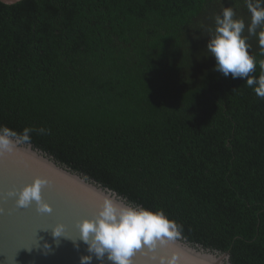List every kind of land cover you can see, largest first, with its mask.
Here are the masks:
<instances>
[{
	"label": "trees",
	"instance_id": "trees-1",
	"mask_svg": "<svg viewBox=\"0 0 264 264\" xmlns=\"http://www.w3.org/2000/svg\"><path fill=\"white\" fill-rule=\"evenodd\" d=\"M228 6L258 77L246 0H0V129H33L188 241L264 264V99L207 50Z\"/></svg>",
	"mask_w": 264,
	"mask_h": 264
},
{
	"label": "water",
	"instance_id": "water-1",
	"mask_svg": "<svg viewBox=\"0 0 264 264\" xmlns=\"http://www.w3.org/2000/svg\"><path fill=\"white\" fill-rule=\"evenodd\" d=\"M1 1L14 4L20 0ZM13 143L11 152L0 153V264H80V257L90 253L88 245L80 240L79 222L95 218L105 197L142 207L72 170L32 143L19 137H14ZM37 176L48 181L42 195L51 205V212H40L35 202L20 207L17 196L9 195L13 191L18 194ZM59 223L65 226L69 238L53 237L52 228ZM45 243L50 246L48 249ZM91 255V264H112L107 253L102 261ZM161 258L166 262L175 260V264H233L229 252L192 243L181 234L154 247L143 246L136 250L131 261L160 264Z\"/></svg>",
	"mask_w": 264,
	"mask_h": 264
},
{
	"label": "clouds",
	"instance_id": "clouds-1",
	"mask_svg": "<svg viewBox=\"0 0 264 264\" xmlns=\"http://www.w3.org/2000/svg\"><path fill=\"white\" fill-rule=\"evenodd\" d=\"M246 6L251 13L247 31L250 35H258L259 45L264 50V28L257 33V28L264 26V0H246ZM235 17V10L230 6L224 7L222 14L215 17L214 35L207 43V50L215 57L217 71L225 77L231 75L233 79H244L247 86L264 99V60L258 62L260 75H253L257 61L249 53L246 37L242 35L246 25L243 19ZM32 131L31 128H25L19 134L20 139L30 141ZM17 135L6 127L0 129V153L13 150V138ZM47 183L46 178L37 176L31 183L23 186L18 194L13 191L9 195L17 196L16 203L20 207H28L35 202L40 212H51V205L42 195V189ZM79 230L80 240L88 245L90 253L80 257V264H91V254L102 261L105 253L112 264H132L131 257L136 250L145 245L154 247L158 242L165 243L179 234L176 222L162 211L119 203L109 197L103 199L95 218H84L79 222ZM52 235L56 238L68 237L62 223L52 228ZM76 246L79 247L78 244ZM44 247L48 249L50 246L45 243ZM160 264H175V260L166 262L161 258Z\"/></svg>",
	"mask_w": 264,
	"mask_h": 264
}]
</instances>
